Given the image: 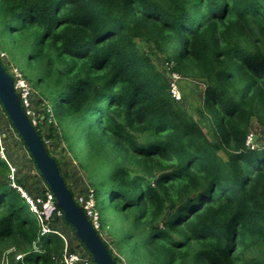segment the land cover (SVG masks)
Returning <instances> with one entry per match:
<instances>
[{
  "label": "trees",
  "instance_id": "trees-1",
  "mask_svg": "<svg viewBox=\"0 0 264 264\" xmlns=\"http://www.w3.org/2000/svg\"><path fill=\"white\" fill-rule=\"evenodd\" d=\"M0 35L37 67L43 95L34 94V105L52 102L57 128L45 119L46 134L35 128L52 142L48 155L63 124L85 144L88 175H102L119 217L116 246L129 262L264 264V147L248 143L253 118L264 132V0H0ZM158 55L171 72L205 82L203 110L191 113L172 97ZM207 118L210 131L201 127ZM72 138L64 134L69 148ZM6 161L0 156V264L10 248L7 264H61L63 241L38 239ZM19 172L17 185L38 194L43 186ZM137 237L140 254L130 242Z\"/></svg>",
  "mask_w": 264,
  "mask_h": 264
},
{
  "label": "rangeland",
  "instance_id": "rangeland-1",
  "mask_svg": "<svg viewBox=\"0 0 264 264\" xmlns=\"http://www.w3.org/2000/svg\"><path fill=\"white\" fill-rule=\"evenodd\" d=\"M0 51L3 52L7 57V62L2 61L4 68L7 70L8 73H10V67H16L26 78L31 88L34 90L35 94L37 96L41 97L43 95L42 92V86L37 84V81L39 79L37 67L34 63H32L29 60L28 53L26 51H23L19 45L12 44L9 37L0 35ZM165 56L158 55L154 57V63L155 65L162 70L163 67L166 66L165 63ZM9 65V66H8ZM206 87V84L204 81L201 80H194V79H184L182 78L179 82V88L182 92V102L181 105L185 107L187 110H189L191 113H196L197 110L201 109L203 110V93L204 89ZM36 96V98H37ZM44 99L52 104L49 97H44ZM209 112L206 113L208 116ZM196 115V114H195ZM211 118L214 119V115L212 112H210ZM195 118H198V115L195 116ZM215 126V123H214ZM201 127L204 131H210L211 130V124L207 119L201 120ZM60 132L58 134L61 136L60 139H58L56 145V151L49 152V154L52 157H55L60 161L61 164V170L63 173H66L67 183L72 188L75 193H78L80 189H83L86 187V185L90 186L95 191V202H96V211L99 215V220L101 224L100 232H98L99 237L112 249L114 252V255L117 258L118 264H140L143 259L140 257L139 260L138 257H135V259L132 260V262H129L131 256L126 253H121L117 249V241L118 239L122 238L121 233L119 232V218L113 210L108 205V202L105 200L106 191L105 189L100 185L99 182L102 180V175L100 173V176L96 175V177H89L88 174H90V170L86 168L87 163V153H86V147L85 144L82 142L76 141V134L73 135L72 131H70L69 126L67 124L60 125L59 128ZM68 132L70 133L73 138L70 140L71 147L69 148L67 145V142L64 140V134ZM251 132H252V139H251V145L252 143L264 147V132L259 127V125L256 122V119H252V125H251ZM0 133L4 135V138L2 140V146L5 147L6 151L5 159H7L11 164L16 166V169L20 171L18 174V177L26 178L28 181H31L32 184L35 183V185H39V187L43 186V181L41 180L40 176L38 175L33 162L31 161L27 151L24 149L23 145L20 143L19 139L16 135H14L13 130L5 117L1 105H0ZM213 142L218 141V136L216 132V126H215V133H211ZM255 137V139H254ZM139 143H144L146 140V135H138L137 136ZM254 139V141H253ZM221 155V153H220ZM0 156L2 157L1 153ZM84 169H82V168ZM22 170L25 174L28 176H23ZM89 177V178H88ZM65 231L68 233V236L71 237V246L74 247L77 241L72 235V232L68 226L65 227ZM132 244H136V246H140L141 249L135 250L137 253H141L143 250V247L141 242V237H137L133 240H130ZM15 259V258H14ZM15 261H17L15 259ZM22 261V260H19Z\"/></svg>",
  "mask_w": 264,
  "mask_h": 264
},
{
  "label": "built area",
  "instance_id": "built-area-1",
  "mask_svg": "<svg viewBox=\"0 0 264 264\" xmlns=\"http://www.w3.org/2000/svg\"><path fill=\"white\" fill-rule=\"evenodd\" d=\"M2 61H5L8 64L6 55L0 51V62ZM9 67L10 73H7L12 78L13 90L18 96L21 108L30 121L31 126L34 129L36 128L41 130L43 134H46L47 128L44 127L45 123H43V120L45 119L47 124H52L57 128L56 120L54 118L51 106L46 101H42V103L39 104L38 107H36L33 103V96L35 94L34 90L25 80L23 74L16 67ZM169 69H171V66L167 67V72L171 75V78H168L170 93L172 97L177 102H179L182 100V92L179 88V82L182 77L175 72H171ZM43 112L45 113L43 114ZM2 137L4 138V135L0 133V153L2 155V158L5 159L3 154L5 147L3 148L1 143L3 140ZM251 138L252 137L248 138L249 144H251ZM41 140L44 146H47L49 149L51 148L52 142L49 139L43 136V139ZM6 162L9 168V185L12 188L16 189L25 199L30 212L35 216L37 220V224L39 227L38 239L45 235L52 234L59 237L63 241V249L61 251V254L59 255V261L61 262V264H93L88 253H86L84 249L78 246V242L74 247L71 246V237L68 236V233L65 231L66 224L64 223L65 220L63 211L57 206L55 197L49 187L43 184V187L38 194H35L33 196L27 194L23 187L17 185V183L15 182L17 177L16 167L8 161ZM73 200L76 205H78L85 213L91 226L98 234V232H100L101 226L99 215L96 211L95 192L93 188L86 185L85 191L83 193L74 192ZM33 248H37L35 243H33ZM14 252V248L8 249L3 255L1 264H7L6 257L10 253ZM23 257L24 255L21 253L15 254V259L17 261L22 260Z\"/></svg>",
  "mask_w": 264,
  "mask_h": 264
},
{
  "label": "water",
  "instance_id": "water-1",
  "mask_svg": "<svg viewBox=\"0 0 264 264\" xmlns=\"http://www.w3.org/2000/svg\"><path fill=\"white\" fill-rule=\"evenodd\" d=\"M164 71L167 72L166 66ZM166 75L171 78L168 72ZM0 103L26 146L37 170L52 191L57 206L62 209L65 222L75 229L76 237L90 253L94 264H115L104 241L93 229L82 209L74 202L70 190L59 173L56 161L48 155L40 136L31 126L13 90L12 78L1 62Z\"/></svg>",
  "mask_w": 264,
  "mask_h": 264
},
{
  "label": "crops",
  "instance_id": "crops-1",
  "mask_svg": "<svg viewBox=\"0 0 264 264\" xmlns=\"http://www.w3.org/2000/svg\"><path fill=\"white\" fill-rule=\"evenodd\" d=\"M68 184V183H67Z\"/></svg>",
  "mask_w": 264,
  "mask_h": 264
}]
</instances>
